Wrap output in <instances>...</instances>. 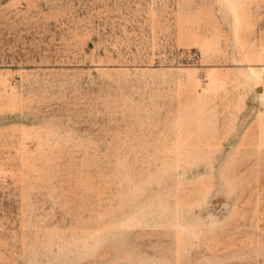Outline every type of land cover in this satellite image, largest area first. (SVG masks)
<instances>
[{
	"label": "rangeland",
	"instance_id": "1",
	"mask_svg": "<svg viewBox=\"0 0 264 264\" xmlns=\"http://www.w3.org/2000/svg\"><path fill=\"white\" fill-rule=\"evenodd\" d=\"M0 264H264V0H0Z\"/></svg>",
	"mask_w": 264,
	"mask_h": 264
}]
</instances>
